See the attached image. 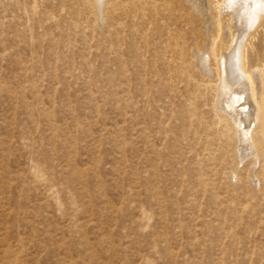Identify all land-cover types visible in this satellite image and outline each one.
I'll use <instances>...</instances> for the list:
<instances>
[{
  "label": "rangeland",
  "instance_id": "rangeland-1",
  "mask_svg": "<svg viewBox=\"0 0 264 264\" xmlns=\"http://www.w3.org/2000/svg\"><path fill=\"white\" fill-rule=\"evenodd\" d=\"M100 3L0 0V264H264V144L240 158L217 106L221 0L213 27L188 0ZM240 53L264 66L263 18Z\"/></svg>",
  "mask_w": 264,
  "mask_h": 264
},
{
  "label": "bare ground",
  "instance_id": "bare-ground-1",
  "mask_svg": "<svg viewBox=\"0 0 264 264\" xmlns=\"http://www.w3.org/2000/svg\"><path fill=\"white\" fill-rule=\"evenodd\" d=\"M101 1L103 0H97L99 4ZM188 1L194 10L196 9L204 16V19L205 17L209 19L208 21L205 19L207 25L213 27L215 21L210 13L209 0ZM220 7L226 16L222 19L226 20L223 21L224 32L222 33L230 38V44L227 47L220 45L217 49L219 68L217 106L219 107V103L224 104L220 108L229 115L234 124L239 152L242 151L241 154L239 153L240 158L244 159L246 155L254 154L258 160L253 135L258 127L264 144V66L261 70L257 68L254 74L245 73L241 64L240 51L245 35L258 23L259 19H264V0H221ZM220 25L222 28V24ZM210 47L211 43L208 44L206 50L205 48L196 50L198 55L195 53L197 58L199 56L202 68L205 67L207 70H210ZM252 78H254L253 83ZM261 156L263 157L262 175L264 178V152Z\"/></svg>",
  "mask_w": 264,
  "mask_h": 264
}]
</instances>
